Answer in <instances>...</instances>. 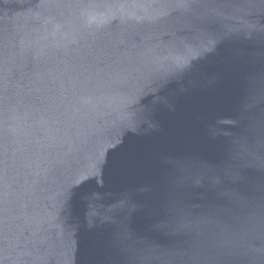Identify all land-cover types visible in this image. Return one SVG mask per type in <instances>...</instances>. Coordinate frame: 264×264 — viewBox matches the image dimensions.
I'll use <instances>...</instances> for the list:
<instances>
[{"label": "water", "instance_id": "1", "mask_svg": "<svg viewBox=\"0 0 264 264\" xmlns=\"http://www.w3.org/2000/svg\"><path fill=\"white\" fill-rule=\"evenodd\" d=\"M0 264H264V0H0Z\"/></svg>", "mask_w": 264, "mask_h": 264}]
</instances>
